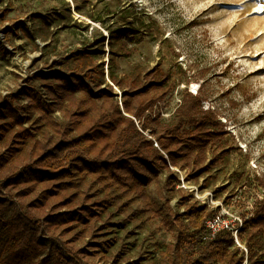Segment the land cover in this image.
I'll return each instance as SVG.
<instances>
[{"label": "trees", "instance_id": "obj_1", "mask_svg": "<svg viewBox=\"0 0 264 264\" xmlns=\"http://www.w3.org/2000/svg\"><path fill=\"white\" fill-rule=\"evenodd\" d=\"M5 14L0 10V22ZM47 26L41 21L45 34H38L45 48L54 36ZM127 36H110L107 71L100 58L103 38L99 48L94 42L56 54L54 75L40 74L46 97L23 86L21 95L0 103V264H79L76 253L84 250L49 248L45 233L95 236L111 204L129 219L138 211L165 218L174 240L161 264H264V198L244 219L238 242L227 230L207 237L206 222L217 209L194 199L177 173L185 171V180L198 184L227 157L234 147L226 124L204 108L202 89H186L174 119L165 120L158 106L180 84V72L158 64L118 74L114 41L120 43L116 51L128 55ZM30 112L39 116L27 126ZM87 183L98 186L103 198L93 200L83 189Z\"/></svg>", "mask_w": 264, "mask_h": 264}, {"label": "rangeland", "instance_id": "obj_2", "mask_svg": "<svg viewBox=\"0 0 264 264\" xmlns=\"http://www.w3.org/2000/svg\"><path fill=\"white\" fill-rule=\"evenodd\" d=\"M0 10L6 13L0 22L1 104L15 92L21 95L23 86L46 97L40 74L54 75L50 64L56 54L94 42L99 48L103 38L100 58L107 71L110 36L124 31L128 55L116 51V40L113 46L118 74L158 64L180 72L175 74L180 84L158 106L165 120L174 119L186 89H202L204 108L215 111L232 134L234 149L200 183L185 180V171L178 170L181 186L200 203L208 201L243 221L264 198V0H0ZM41 21L54 35L48 48L38 36L45 34ZM7 27L11 32L5 37ZM18 101L27 102L24 97ZM30 114L27 126L39 116ZM55 116L63 120L59 112ZM44 129H38L39 137ZM83 189L93 200L104 196L98 186L87 183ZM151 191L162 205L154 187ZM172 206L178 209L176 200ZM127 215L111 204L101 213L95 236L45 233L43 242L64 252L81 248L85 253H76L79 264H161L174 230L163 217L148 219L140 211L131 219Z\"/></svg>", "mask_w": 264, "mask_h": 264}, {"label": "built area", "instance_id": "obj_3", "mask_svg": "<svg viewBox=\"0 0 264 264\" xmlns=\"http://www.w3.org/2000/svg\"><path fill=\"white\" fill-rule=\"evenodd\" d=\"M204 203L209 204L210 202L204 201ZM242 224H243V219L240 216H236V215L234 216L227 210L217 211L215 215L208 218L206 222V236L213 237L217 233L227 230V231H231L236 236V240H237V234Z\"/></svg>", "mask_w": 264, "mask_h": 264}, {"label": "water", "instance_id": "obj_4", "mask_svg": "<svg viewBox=\"0 0 264 264\" xmlns=\"http://www.w3.org/2000/svg\"><path fill=\"white\" fill-rule=\"evenodd\" d=\"M122 96V95H121Z\"/></svg>", "mask_w": 264, "mask_h": 264}]
</instances>
